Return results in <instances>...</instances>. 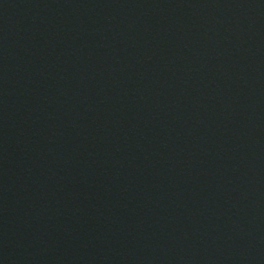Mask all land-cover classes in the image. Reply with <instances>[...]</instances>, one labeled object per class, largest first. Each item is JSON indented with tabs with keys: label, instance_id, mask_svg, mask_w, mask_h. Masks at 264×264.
<instances>
[{
	"label": "water",
	"instance_id": "obj_1",
	"mask_svg": "<svg viewBox=\"0 0 264 264\" xmlns=\"http://www.w3.org/2000/svg\"><path fill=\"white\" fill-rule=\"evenodd\" d=\"M0 264H264V0H0Z\"/></svg>",
	"mask_w": 264,
	"mask_h": 264
}]
</instances>
